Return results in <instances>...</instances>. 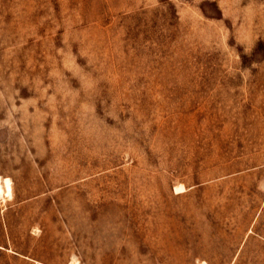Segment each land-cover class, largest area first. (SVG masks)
I'll return each instance as SVG.
<instances>
[{
    "label": "rangeland",
    "instance_id": "374dc122",
    "mask_svg": "<svg viewBox=\"0 0 264 264\" xmlns=\"http://www.w3.org/2000/svg\"><path fill=\"white\" fill-rule=\"evenodd\" d=\"M0 176V264H264V0H0Z\"/></svg>",
    "mask_w": 264,
    "mask_h": 264
},
{
    "label": "bare ground",
    "instance_id": "6f19581e",
    "mask_svg": "<svg viewBox=\"0 0 264 264\" xmlns=\"http://www.w3.org/2000/svg\"><path fill=\"white\" fill-rule=\"evenodd\" d=\"M177 189L180 187H176ZM11 180L0 176V196H11Z\"/></svg>",
    "mask_w": 264,
    "mask_h": 264
}]
</instances>
